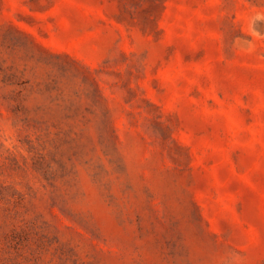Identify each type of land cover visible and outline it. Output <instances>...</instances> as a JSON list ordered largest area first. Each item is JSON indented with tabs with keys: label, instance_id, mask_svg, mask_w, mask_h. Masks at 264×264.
<instances>
[{
	"label": "rangeland",
	"instance_id": "obj_1",
	"mask_svg": "<svg viewBox=\"0 0 264 264\" xmlns=\"http://www.w3.org/2000/svg\"><path fill=\"white\" fill-rule=\"evenodd\" d=\"M0 264H264V0H0Z\"/></svg>",
	"mask_w": 264,
	"mask_h": 264
}]
</instances>
